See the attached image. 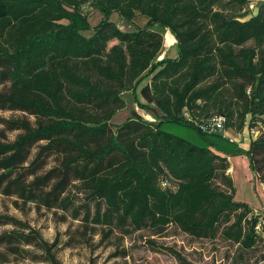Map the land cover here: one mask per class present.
Listing matches in <instances>:
<instances>
[{
	"label": "trees",
	"instance_id": "1",
	"mask_svg": "<svg viewBox=\"0 0 264 264\" xmlns=\"http://www.w3.org/2000/svg\"><path fill=\"white\" fill-rule=\"evenodd\" d=\"M88 5L101 15L95 24ZM113 13L128 23L142 14L147 23L122 30ZM165 29L176 54L158 59ZM147 76L141 106L153 103L158 120L130 115L113 125L122 92ZM0 86V111L25 114L0 117L18 131L0 139V194L94 224L155 233L173 224L198 238L221 227L245 249L264 241V225L255 229L264 214L234 199L230 154L218 140L226 138L197 126L222 114L238 133L256 128L236 153L247 154L264 185V0H0ZM164 121L195 129L203 142L165 131ZM72 193L85 202L75 204ZM14 222L0 215V226ZM15 241L58 264L36 231L0 233V245Z\"/></svg>",
	"mask_w": 264,
	"mask_h": 264
},
{
	"label": "rangeland",
	"instance_id": "2",
	"mask_svg": "<svg viewBox=\"0 0 264 264\" xmlns=\"http://www.w3.org/2000/svg\"><path fill=\"white\" fill-rule=\"evenodd\" d=\"M84 8L90 23L95 24L101 17L100 13L90 5ZM111 19L122 30H127L128 24L132 26L137 23L144 26L147 23L146 16L142 14H137L132 23L126 22L117 13H113ZM168 31L164 30L158 59L176 54L175 38ZM83 33L89 34L90 32L84 31ZM170 34L169 39L168 35ZM146 83H149V76L142 79L134 91L122 92L125 106L112 116L113 125L134 114L148 121L156 122L158 120L159 116L151 112L152 108H149L148 105L147 107L141 106L145 103L138 99L136 91L139 92L140 87ZM0 88L2 87L0 86ZM24 115L20 111H0V117L6 119L24 117ZM161 127L194 144L203 142L197 131L189 126L173 121H164L161 123ZM17 133V130L4 129L0 123V139L5 137L2 139L13 140ZM227 138L232 142H229ZM238 138L239 140L235 138V134H230L226 139L219 138L221 151L230 154V156L232 154L245 156L249 164L246 153H236L237 147L247 149V146L244 147L245 137ZM230 150H233V153H230ZM52 163V160L48 159L47 166ZM233 178L237 189L243 192V188L247 186V181L244 180L247 179V174L240 172L239 178L235 175ZM256 187L262 189L264 186L258 183ZM71 195L75 204L80 205L85 202L81 193H72ZM0 215L16 220L14 223L1 225L0 233L11 230L24 233L31 230L36 231L43 240L50 244L51 252L58 264H259L260 256L264 252V246H262L264 241L261 239L257 238L253 247L245 249L226 239L220 233L221 227L213 238H198L181 231L173 224L166 226L161 233H155V229L148 226L133 229L128 223L122 225L94 224L83 220L82 215L73 218L69 212L60 208L46 209L31 202L23 203L14 196L3 194H0ZM0 264L50 263L47 260V254L38 246L15 241L12 246L0 245Z\"/></svg>",
	"mask_w": 264,
	"mask_h": 264
},
{
	"label": "crops",
	"instance_id": "3",
	"mask_svg": "<svg viewBox=\"0 0 264 264\" xmlns=\"http://www.w3.org/2000/svg\"><path fill=\"white\" fill-rule=\"evenodd\" d=\"M256 1L258 2V1H262V0H256ZM146 20H147V17H146ZM135 24H137V23H135ZM130 25L131 24L127 25V30H131L134 28L133 25L132 26H130ZM137 25L141 26V24H137ZM168 36L170 39L171 34ZM136 92L138 93L139 101L142 103H145L146 101L139 94V92L138 91H136ZM148 107L152 108L153 111H151L150 109H147V110H150L151 112L156 113L157 116L161 115V111L157 107H155V105L153 103L148 104ZM147 115H150V114H147ZM249 131H250L249 128H244V130L242 132L236 133L233 130H231L230 128H228V129H226V136L229 137L230 134H233V135L235 134V138H237V140H239L238 137L244 136L245 137L244 147L247 146L246 148H248L250 140L252 139V136H251ZM227 158H228L229 163H230L228 172L233 179L234 186H236V184H235V179L233 178V175H235L239 178L240 172H244L247 174V179H244L247 181V186H245L243 188L244 189L243 192L240 191L239 189H237V186H236L235 193H234V199L239 200V201H244V202L248 203L253 208L254 211L264 214V187H262V189H260V187H256V185L259 182L255 181L253 172L250 169L249 164H248L245 156L231 155V156H228ZM244 166H245V169H244ZM262 186H264V185H262ZM259 264H264V261H261Z\"/></svg>",
	"mask_w": 264,
	"mask_h": 264
},
{
	"label": "built area",
	"instance_id": "4",
	"mask_svg": "<svg viewBox=\"0 0 264 264\" xmlns=\"http://www.w3.org/2000/svg\"><path fill=\"white\" fill-rule=\"evenodd\" d=\"M249 8H253V4H250ZM184 115L186 118H189L186 112L184 113ZM224 122H225V118L222 114H215L204 121L198 122L197 126L204 132H213V131L221 132V134L226 138L228 137L226 136V129L228 128L225 127ZM249 130L252 138L258 133V130L256 128H249ZM166 185H167L166 182H162V186H166ZM262 225H264V217H259L255 229L257 231H261Z\"/></svg>",
	"mask_w": 264,
	"mask_h": 264
},
{
	"label": "water",
	"instance_id": "5",
	"mask_svg": "<svg viewBox=\"0 0 264 264\" xmlns=\"http://www.w3.org/2000/svg\"><path fill=\"white\" fill-rule=\"evenodd\" d=\"M134 116H137L136 114H134Z\"/></svg>",
	"mask_w": 264,
	"mask_h": 264
}]
</instances>
